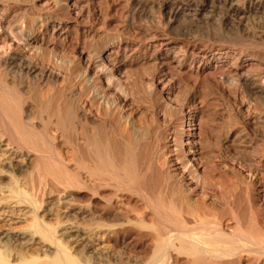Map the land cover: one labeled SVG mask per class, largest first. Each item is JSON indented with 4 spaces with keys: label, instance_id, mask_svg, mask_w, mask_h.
<instances>
[{
    "label": "bare ground",
    "instance_id": "1",
    "mask_svg": "<svg viewBox=\"0 0 264 264\" xmlns=\"http://www.w3.org/2000/svg\"><path fill=\"white\" fill-rule=\"evenodd\" d=\"M33 1L0 0V264H264V112L203 90L264 110V0Z\"/></svg>",
    "mask_w": 264,
    "mask_h": 264
},
{
    "label": "rangeland",
    "instance_id": "2",
    "mask_svg": "<svg viewBox=\"0 0 264 264\" xmlns=\"http://www.w3.org/2000/svg\"><path fill=\"white\" fill-rule=\"evenodd\" d=\"M94 1L95 2H94V5H92V9H94V10L100 9V10H104V11H106L108 9L111 11V17H115L118 20L117 21L115 19V23H113V25L111 26V29H116V27L118 25L120 27L125 26L123 16H124V14H126V11H127V1L128 0H94ZM57 2H58V0H34L33 2L26 3L25 6L30 7V6L35 5L39 9H51V8L55 7ZM185 22L187 24L186 20H183V22H181L180 24L183 25V23H185ZM214 23L215 24L206 26L204 28H200V27H197L196 25L195 26L193 25L192 30L194 31V34H197V33L203 34L204 32H207L209 30L214 31L216 29L218 31L219 30V24H220V17L219 16L217 17L216 20H214ZM136 25L139 27H142L143 29H151L152 31H153V29H154V31L160 30V24H158L157 22L152 21L150 19H147V18H144V19L137 21ZM221 44H223V43H221ZM244 46H245L244 50H248L250 47L248 43H247V45L245 43ZM236 49H238V48L236 47ZM216 72H214L213 70H209L206 72L205 76L207 77L210 75H214L213 73L219 75L220 70H217ZM235 89L236 88H230L229 89V88H227V86L222 87V90H224L223 92H226L227 90L228 91L229 90L234 91ZM203 90H205L206 94L208 95V103H207L208 108H209V106L213 107L214 110L212 108L211 109L209 108L212 111L211 113L217 111L216 113L218 116L216 118H215V116H212V118H210L209 121L213 120L215 118L217 125L220 127H223L225 121L231 120L233 125H235L234 127L238 128L240 130L244 128L243 119L234 114V111H233L234 106H236L237 108L243 109V113L245 115V118L247 116H249L250 118L255 119L260 113L264 112L263 109L262 110L259 109V111L254 110L250 106L251 104L248 102V100H246L242 96H239L237 100L229 101L228 97L223 95L221 92L216 93L210 89L208 90V88H205V87L203 88ZM262 107L264 108V105ZM230 114H232V115H230ZM257 126H258L257 122H255V124L252 126V128H256ZM20 228H23V226L14 225L11 228L8 226H5L3 230L16 232V231H19Z\"/></svg>",
    "mask_w": 264,
    "mask_h": 264
}]
</instances>
